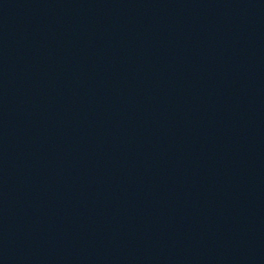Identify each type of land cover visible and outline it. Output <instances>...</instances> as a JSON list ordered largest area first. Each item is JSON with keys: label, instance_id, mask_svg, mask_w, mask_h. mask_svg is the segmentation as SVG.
<instances>
[{"label": "water", "instance_id": "1", "mask_svg": "<svg viewBox=\"0 0 264 264\" xmlns=\"http://www.w3.org/2000/svg\"><path fill=\"white\" fill-rule=\"evenodd\" d=\"M0 264H264V0H0Z\"/></svg>", "mask_w": 264, "mask_h": 264}]
</instances>
